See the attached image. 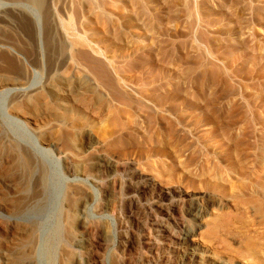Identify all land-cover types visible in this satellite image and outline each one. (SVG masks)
I'll return each instance as SVG.
<instances>
[{"label":"rangeland","instance_id":"374dc122","mask_svg":"<svg viewBox=\"0 0 264 264\" xmlns=\"http://www.w3.org/2000/svg\"><path fill=\"white\" fill-rule=\"evenodd\" d=\"M34 5L0 0V145L39 166L28 192L22 169L0 180V264H180L183 228L207 261L264 264V245L245 259V240L264 237L245 223L264 175V0ZM49 67L59 84L92 86V109L35 98ZM99 153L110 168H91ZM197 201L199 220L188 212Z\"/></svg>","mask_w":264,"mask_h":264},{"label":"bare ground","instance_id":"6f19581e","mask_svg":"<svg viewBox=\"0 0 264 264\" xmlns=\"http://www.w3.org/2000/svg\"><path fill=\"white\" fill-rule=\"evenodd\" d=\"M20 3V1H17ZM17 2H12L10 4H15ZM26 2L29 4V5H32V4H35L34 6L37 7L36 4H38L39 0H26ZM22 3V2H21ZM47 23V22H46ZM67 28V27H66ZM65 28V29H66ZM49 41V40H48ZM3 44V43H2ZM48 44V43H47ZM262 44V43H261ZM1 45V44H0ZM2 47V45L0 46ZM6 47V46H5ZM257 48V47H256ZM259 48V46H258ZM40 50V49H39ZM260 51L262 50L261 49V46H260ZM258 50V51H259ZM49 52V50H48ZM40 53V52H39ZM261 54V53H260ZM4 60V59H3ZM39 60V59H38ZM48 60V59H47ZM7 62V61H6ZM50 62V61H49ZM38 63V61H37ZM254 63V62H253ZM253 65V64H252ZM255 65V64H254ZM54 66V65H53ZM5 67V66H4ZM253 68H255L254 66H252ZM250 67V68H252ZM252 68V69H253ZM261 68V67H260ZM56 70L57 68H50L48 69L47 71V75H46V78L45 80L43 81V83H40V85L36 86V87H33L31 89V92L33 95H35V98H44V97H47V96H51L53 98H55L58 106L60 108H65L66 106H68L69 108H71V110L75 107L76 104H80L82 107L85 106L86 108H88L90 105H92V101H93V98L91 99L92 95H94V92H91L92 89L89 88V87H92V86H87V83L85 84L84 82L82 83H78L75 85L71 84L69 81L70 84H61L62 81L60 82L59 84V81L56 80ZM251 70V69H250ZM254 70V69H253ZM251 70V71H253ZM5 72V71H4ZM10 72V71H9ZM6 74V73H5ZM260 74V73H259ZM18 76V75H17ZM20 77V76H18ZM4 78V75H0V88L3 87V83H7V81L3 80ZM21 78V77H20ZM19 78H17L18 80ZM16 80V79H15ZM14 81V85L13 83H11L15 90H17V94H19L20 92L19 91H22L24 90V82L22 81ZM28 84H30L29 82H27ZM26 83V84H27ZM9 85V83H8ZM11 86V85H10ZM29 88V87H28ZM26 88V90L28 89ZM1 92V91H0ZM28 92V91H27ZM30 92V90H29ZM23 93V92H22ZM17 94H15L16 96L13 98L12 97V107L14 108V111H17L19 107H21L19 105V102L17 101ZM24 94V93H23ZM26 96V95H24ZM30 96V94L28 95ZM23 98V96H22ZM32 99V97H30ZM46 99V98H45ZM21 100V99H20ZM35 100V99H34ZM41 100V99H40ZM47 100V99H46ZM22 101V100H21ZM33 102V101H32ZM39 102V101H38ZM42 102V101H41ZM40 102V103H41ZM95 103V102H94ZM32 104V103H31ZM30 104V105H31ZM74 107H73V105ZM79 105V107H80ZM57 106V105H55ZM57 106V107H58ZM39 107V106H38ZM48 108V107H47ZM53 108V107H52ZM90 109H92L91 107H89ZM38 109H41V108H38ZM55 109V107H54ZM57 109V108H56ZM59 110V109H58ZM83 110H87V109H82ZM30 111V110H29ZM74 113L77 112V107H75L73 109ZM26 112V110H25ZM61 112V111H60ZM64 112V111H63ZM84 112V111H83ZM82 112V113H83ZM18 113V112H17ZM24 113V112H23ZM74 113L72 114V117L74 115ZM80 113V112H79ZM87 113V111H86ZM19 114V113H18ZM29 114V113H28ZM31 114V113H30ZM69 114V113H68ZM81 114V113H80ZM85 114V113H84ZM82 115V114H81ZM26 116V115H25ZM88 117V116H87ZM96 117V116H95ZM13 118H16L19 120V118L17 117H13ZM63 118V117H62ZM65 118V117H64ZM67 118V117H66ZM70 117H68L69 119ZM91 118V117H90ZM29 119V118H28ZM67 119V121H68ZM58 120V119H57ZM30 121V120H29ZM61 121V120H60ZM77 121V120H76ZM70 127V126H69ZM68 127V128H69ZM72 130V129H71ZM77 130V129H76ZM74 131V130H73ZM88 131V130H87ZM90 131V130H89ZM72 133V132H71ZM70 133V134H71ZM86 133V132H85ZM78 134L76 132H73L72 133V136H70L69 138L70 139H73L71 137H75V135ZM2 135V134H1ZM69 135V133L67 134ZM78 137V136H77ZM10 138V137H9ZM55 139V138H54ZM64 139H66L64 137ZM68 139V137H67ZM94 139V138H93ZM91 140V139H90ZM53 143V141H52ZM91 145L93 143H90ZM89 144V145H90ZM90 145V146H91ZM43 147V146H42ZM72 147V146H71ZM88 148V147H87ZM91 148V147H90ZM89 148V149H90ZM35 156V155H34ZM70 157V156H69ZM110 158V157H109ZM105 157L104 155L102 154H98L94 160L91 162V168L93 170H98V169H105L107 167H109L110 164V161L111 160ZM5 164V165H4ZM80 166L79 163L77 162H68L67 163V166L69 168V171H71L70 169H75V168H78ZM110 168V167H109ZM126 168V167H125ZM128 168V167H127ZM23 170L25 172V183L23 184L22 188L20 189L19 192H28L32 189V187L34 186L32 184V181H31V176L33 175V173L39 169V166L36 162V160H34L30 154H28L24 149H20L18 147V145H11V146H7V147H4L3 145H0V180H2L6 174L10 173L11 171L14 172V171H18V170ZM130 169V168H129ZM128 169V170H129ZM248 169V168H247ZM42 170V169H41ZM40 170V171H41ZM67 170V168H66ZM90 170V169H89ZM100 170L98 172H100ZM109 170V169H108ZM38 171V172H40ZM68 171V170H67ZM260 171V170H259ZM21 172V171H20ZM73 172V171H71ZM94 172V171H93ZM97 172V171H96ZM105 172V171H104ZM107 172V171H106ZM101 173V172H100ZM246 173V172H245ZM20 174V173H19ZM259 174V173H258ZM39 175V174H38ZM43 175H44V172L41 171L40 173V183L43 184ZM132 175V174H131ZM97 176V175H96ZM134 176V175H133ZM254 175H252V172L248 171L247 174L245 175V179L248 178V179H254ZM257 176V175H256ZM137 178V177H136ZM94 179V178H93ZM255 180V183H254V186L251 187L252 189V192L255 194L254 197H256V199L258 200V203H256V200L255 201V204H254V209L252 207V209L256 212V216H254L253 219H250L248 222L246 221L245 223H248V226L247 227V234L251 233L252 229H254L253 227H255L254 231L257 230L258 233H260L259 235L263 234L264 233V213H260L261 209L263 208L264 206V175L260 176L258 175V178L256 177ZM38 181V180H37ZM145 181V180H144ZM23 182V181H22ZM253 182V181H252ZM5 183V182H4ZM251 183V182H250ZM22 184V183H21ZM31 185H33L31 187ZM144 185V184H143ZM35 187V186H34ZM135 187V186H134ZM137 187V186H136ZM145 187V186H144ZM5 188V187H4ZM34 189V188H33ZM249 189H250V185H249ZM248 189V190H249ZM159 190V189H158ZM247 190V189H246ZM7 191V190H6ZM39 192V191H38ZM38 192L34 195L33 194V202H36L40 199V194H38ZM61 192V191H60ZM77 192V191H76ZM169 192V191H167ZM246 192V191H245ZM251 192V193H252ZM83 193V192H82ZM141 193V191H140ZM164 193H166L164 191ZM252 193V194H253ZM31 194V193H30ZM29 194V195H30ZM69 194V193H68ZM167 194V193H166ZM165 194V195H166ZM252 194H246L245 195V198H250L252 197ZM253 194V195H254ZM67 195V194H66ZM161 195V194H160ZM164 195V196H165ZM6 196V194H5ZM32 197V195H30ZM76 194L71 192L70 194V202H68V206H67V209H68V213L69 215L71 216H75V211H76V208H75V204H74V201L76 200ZM67 197V196H66ZM159 197V196H157ZM30 198V197H29ZM31 199V198H30ZM152 199V198H151ZM67 200V199H66ZM17 202V201H16ZM89 202V201H88ZM131 202V201H130ZM23 203V202H22ZM190 203V202H189ZM204 205V204H203ZM202 204H200L198 201L197 202H192L189 204L188 206V212L190 213V215L195 219V220H199L200 218H202V213H203V208L205 206H203ZM206 205V204H205ZM208 207V206H207ZM210 207V206H209ZM261 208V209H260ZM206 209V208H205ZM21 210H22V207L18 204V206L12 210L14 211V213L20 215L21 214ZM158 210V209H157ZM79 211V209H78ZM20 213V214H19ZM204 215V214H203ZM205 216V215H204ZM191 217V218H192ZM130 218V217H129ZM206 218V217H204ZM216 219V218H215ZM136 220V219H135ZM134 220V221H135ZM142 221V220H141ZM140 221V222H141ZM197 222V221H196ZM85 223V222H84ZM31 226V225H30ZM210 226V225H209ZM262 226L263 227V231L262 230H258L257 227H260ZM207 227V226H206ZM209 228V227H208ZM261 228V227H260ZM246 229V228H245ZM210 233L212 232L211 228L209 229ZM214 231V229H213ZM213 233V232H212ZM195 233L193 232V230H188V229H181V234H180V238H179V243H180V248H181V252H180V255H179V263L180 264H214V262H211V261H207L205 260V255L203 254V250L202 249H199L197 246H196V243L195 241L193 240V237H194ZM133 239V238H132ZM264 237L263 236H256L254 238H247L245 240V259L247 262H252V261H255V259L257 258V254L258 253H261L262 250H263V240ZM202 240L205 241V242H209V238L207 240V237H202ZM133 243V242H132ZM210 243V242H209ZM179 246V245H178ZM128 248V247H127ZM207 257V256H206ZM209 257V256H208ZM210 258V257H209ZM260 259V258H258ZM252 260V261H251ZM128 263V262H127ZM130 263V262H129ZM133 263V262H132Z\"/></svg>","mask_w":264,"mask_h":264}]
</instances>
